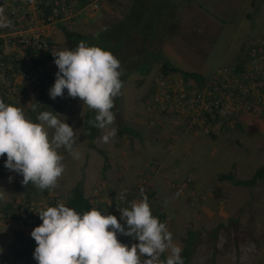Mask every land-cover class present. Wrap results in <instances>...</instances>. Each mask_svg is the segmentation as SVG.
<instances>
[{
    "label": "rangeland",
    "instance_id": "1",
    "mask_svg": "<svg viewBox=\"0 0 264 264\" xmlns=\"http://www.w3.org/2000/svg\"><path fill=\"white\" fill-rule=\"evenodd\" d=\"M132 1L98 0L99 10L92 13L86 9L88 2L71 0L70 9L60 19L45 23L42 15L36 18L30 10L27 21L54 43V53L69 49L62 26L95 35L121 21ZM172 2L180 17L173 28L168 27L161 57L182 71L209 75L222 68L232 73L253 41L264 38V0ZM0 10L5 15L1 5ZM46 66L58 71L54 57ZM161 76L162 62L157 60L147 75L136 70L126 78L117 107L126 124L140 135L117 133L108 142L102 139L106 130L94 142L84 134L85 116L92 109L79 98L65 94L54 100L49 97L46 103L38 98L36 89L24 94L26 102L21 108L27 117L35 121L40 112L52 110L76 130L80 158L73 159L63 148L58 150L65 166L55 186L61 202L66 203L72 189L82 181L94 205H103L104 211L117 217L111 209L119 196L131 190L133 201L139 202V185L145 180L147 202L166 212V226L174 245L182 250L190 231L200 235V245L190 264H264V180L253 186H236L218 179L219 174L231 171L248 179L264 165V113H247L235 127L221 133L198 130L177 115L149 116L147 105ZM174 76L182 79L181 73ZM180 123L189 131L179 132L176 128ZM110 127L117 130L114 124ZM180 139L174 149V153H181L178 160L168 157L162 148L157 151L160 140L172 146ZM106 163L109 168L104 172ZM125 172L131 174V180L127 181ZM16 181L17 173L6 168L0 179V193H4L0 200V264H34V257L18 261L14 254L21 249L22 238L34 239L31 232L35 227L14 221L3 208L16 201L25 205L28 199L42 203L45 192L33 184L19 182L16 186ZM184 183L188 186L182 189ZM118 240L129 246L134 243L128 236ZM169 254L170 250L161 254L159 264Z\"/></svg>",
    "mask_w": 264,
    "mask_h": 264
},
{
    "label": "clouds",
    "instance_id": "2",
    "mask_svg": "<svg viewBox=\"0 0 264 264\" xmlns=\"http://www.w3.org/2000/svg\"><path fill=\"white\" fill-rule=\"evenodd\" d=\"M9 26L0 10V28ZM52 55L58 71L50 98L62 97L67 90L69 97L82 100L95 111L93 126L106 130L102 139L108 142L117 134L110 126L115 121L113 101L122 88L119 60L110 51L83 41L75 49ZM61 116L45 110L33 121L22 108L0 99V157L6 154L4 167L21 175L24 185L54 188L65 170L61 148L73 159L80 158L76 130ZM119 211L120 221L96 208L78 213L64 203L40 211L42 223L31 232L37 264H159V256L169 250L163 264H184L181 248L174 245L166 224L152 214L147 197ZM118 234L138 243L124 244Z\"/></svg>",
    "mask_w": 264,
    "mask_h": 264
},
{
    "label": "built area",
    "instance_id": "3",
    "mask_svg": "<svg viewBox=\"0 0 264 264\" xmlns=\"http://www.w3.org/2000/svg\"><path fill=\"white\" fill-rule=\"evenodd\" d=\"M50 3L55 7V18L58 16L56 7L61 4V0H31L30 3L25 0H0L5 10L4 16L10 21L9 27L0 28V99L12 105L21 104L25 99L24 94L33 91L35 85L41 83L48 60L45 54H40V63H34L26 48L31 46L36 51H47L49 40L39 29L29 25L31 23L27 17L32 10L39 18L44 13L42 7ZM85 6L92 13L99 10L98 0H90ZM245 54L240 74L228 73L219 68L203 87L186 85L183 80L172 79L171 76L159 78L147 105L148 115H177L188 119L198 130L219 133L225 126L231 128L232 119L243 112L264 113V38L253 41ZM187 186L184 183L182 188ZM139 188L142 195L140 199H143L147 193L143 184ZM58 196L55 189L51 188L49 196L44 197L42 203H31V209L35 213L46 209L50 198H58V202L62 203ZM133 202L138 200L133 201L132 191H126L119 196L111 211L121 218L119 210L130 207ZM39 221L42 223L40 218Z\"/></svg>",
    "mask_w": 264,
    "mask_h": 264
},
{
    "label": "trees",
    "instance_id": "4",
    "mask_svg": "<svg viewBox=\"0 0 264 264\" xmlns=\"http://www.w3.org/2000/svg\"><path fill=\"white\" fill-rule=\"evenodd\" d=\"M70 1L71 0H61V4L56 7L58 19H60L62 14H66L67 10L70 9ZM81 1L83 2V4H85L90 0ZM52 3H50L49 5H44L42 7V10H44L42 20L45 23H50L53 15H55V7L52 5ZM131 6V9L127 14H125L121 21L109 25L106 30L100 31L95 35L69 30L66 27L62 26L63 32L67 38L69 49H75V47L83 41L89 46H99L104 50L110 51L120 62L119 70L121 71L120 79L122 83L126 80L127 77L130 76L132 72L136 70H139V72L143 75H147L152 69V64L155 61L159 60V62H162L163 71V76H161V78L164 76H171L172 79L183 80L186 85H196L198 87H203L205 85V82L215 70L209 75H203L197 72L182 71L179 68L168 63L167 60L161 57L163 47L162 40L167 33L168 27L173 28L178 22V17H180L177 12L178 9L176 3H173L172 0H135ZM54 46V43L49 40V50L47 51H36L31 46L27 47L26 51L30 55L32 61L38 64L40 63V54H45L47 60L53 59L52 53L54 50ZM245 56L246 54L241 57V60L236 64V68L233 71L234 73L232 74L238 75L243 71V58ZM136 57H138V60L133 61ZM41 63L45 64L44 61H41ZM56 73L57 71L48 70L46 66L43 72V77L41 78V83L38 86L35 85L37 96L43 102L47 103L49 100V89L55 82ZM179 73H181L182 79H178L176 78V76H174L178 75ZM65 94L67 95V90H65L64 95ZM118 96L119 95L114 98V107L112 109L115 114L114 125L117 126V133L121 136L131 135L139 137L140 132L128 126L121 116L120 109L117 107ZM23 102H26V100L24 99ZM23 102L21 104L13 105L21 108ZM5 103L11 104L10 102ZM246 114L247 112H243L240 115L234 117L231 121V124H227L231 126V128L225 126L221 128L219 133H221V131L225 129L228 130L235 127L238 123L241 122L240 120ZM95 115V111L91 110L85 116L83 130L84 134L90 140V142H94L103 131L93 126L92 122L94 121ZM212 136L216 138V135L212 134ZM5 160L6 154L4 157H1L0 160V179L3 178L4 172L6 170V168L4 167ZM235 166L236 165L234 164V169H236ZM108 168L109 165L108 163H106L103 167L104 172H106ZM17 176L19 181H16L15 185L19 186V182L22 183L23 177L19 174H17ZM218 179L221 182H231L236 186H253L256 185L258 181L264 180V165L259 167L254 175L248 179H242L238 177L235 171H231L229 173H221L219 174ZM143 182L146 181L144 180L140 183L143 184ZM31 185L32 184L30 183L29 185L25 186ZM54 189L57 193L55 187ZM44 192V197H48L50 189H44ZM58 197L62 201L61 197ZM57 199L58 198H50L49 206H56L59 203ZM33 201L34 200L28 199L27 204L25 205L20 204L17 201L15 203H9L3 208L4 214L10 215V217L14 221L22 222L26 226L36 227V224H40L41 221H39L38 213H35L31 209L30 205ZM64 204L74 209L78 213L89 211L92 208H96L102 213L104 212V209L102 208L103 205L100 204L98 206H95L93 201H91L87 197L82 181H79L77 185L72 189L70 197ZM151 212L155 217H158L161 222L166 224V212L163 211L161 207H151ZM1 215L2 213H0V219ZM120 220L121 218H118V221ZM124 237L127 236H124L122 234H118L117 236L118 239ZM21 240L22 247L15 252L14 259L22 261L26 258L34 257L33 253L37 246L35 240L31 238H22ZM132 240L134 243H138V241L134 240L133 238ZM199 245L200 235L196 232L190 231L181 251V256L183 258L184 264H190L193 255ZM34 264H37V261L34 262Z\"/></svg>",
    "mask_w": 264,
    "mask_h": 264
},
{
    "label": "crops",
    "instance_id": "5",
    "mask_svg": "<svg viewBox=\"0 0 264 264\" xmlns=\"http://www.w3.org/2000/svg\"><path fill=\"white\" fill-rule=\"evenodd\" d=\"M135 0H133L132 2H131V4L129 5V8H128V11H127V13L129 12V10L131 9V5H132V3L134 2ZM126 13V14H127ZM84 25H87V23H83ZM239 62V61H238ZM138 118V117H137ZM170 119H172V118H170ZM163 123V122H162ZM164 124H167V123H164ZM181 125L179 126V125H177L178 127L176 128V129H178L179 130V132H188L189 130H187V128H186V126H183V124L182 123H180ZM163 126H165V125H163ZM183 137H184V134H183ZM162 141V143H161V145H160V148H158L157 149V151L158 152H161V148L163 149V151H167V154H168V157H171V156H174L175 157V160H178L177 159V155L178 154H180L181 155V153H180V151L179 152H177V153H174V149H175V147H177V145L182 141V139H180V140H178V141H175V143H174V145H172V146H170L169 144H163L164 143V141L163 140H160V142ZM159 143V142H158ZM162 155H163V153H162ZM165 155H163V157H164ZM165 160L167 161L168 159H167V155H166V158H165ZM165 164H166V162H165ZM124 174H126V179H127V181L128 180H131L132 179V176H131V174H129V172H125ZM123 174V175H124ZM89 188V187H88ZM86 192V195H87V190L85 191Z\"/></svg>",
    "mask_w": 264,
    "mask_h": 264
},
{
    "label": "bare ground",
    "instance_id": "6",
    "mask_svg": "<svg viewBox=\"0 0 264 264\" xmlns=\"http://www.w3.org/2000/svg\"><path fill=\"white\" fill-rule=\"evenodd\" d=\"M54 199V198H53Z\"/></svg>",
    "mask_w": 264,
    "mask_h": 264
}]
</instances>
